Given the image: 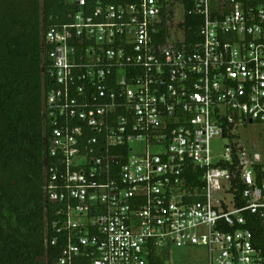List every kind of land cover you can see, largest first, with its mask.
Here are the masks:
<instances>
[{
	"label": "built area",
	"instance_id": "built-area-1",
	"mask_svg": "<svg viewBox=\"0 0 264 264\" xmlns=\"http://www.w3.org/2000/svg\"><path fill=\"white\" fill-rule=\"evenodd\" d=\"M67 1L45 33L57 264H149L172 245L206 248L187 264H264L248 227L264 225V159L238 134L264 123V0Z\"/></svg>",
	"mask_w": 264,
	"mask_h": 264
},
{
	"label": "trees",
	"instance_id": "trees-1",
	"mask_svg": "<svg viewBox=\"0 0 264 264\" xmlns=\"http://www.w3.org/2000/svg\"><path fill=\"white\" fill-rule=\"evenodd\" d=\"M67 0H0V264H57L56 207L44 193L48 136L44 100L51 58L46 31L70 21ZM188 31H196L188 18ZM192 25V26H191ZM264 254V225L248 215ZM152 256L149 264H160Z\"/></svg>",
	"mask_w": 264,
	"mask_h": 264
},
{
	"label": "rangeland",
	"instance_id": "rangeland-1",
	"mask_svg": "<svg viewBox=\"0 0 264 264\" xmlns=\"http://www.w3.org/2000/svg\"><path fill=\"white\" fill-rule=\"evenodd\" d=\"M176 11L175 19L171 20L169 26V34L174 40H178V32L174 31L176 22L182 21L184 18L183 8L179 5L174 7ZM238 134L241 143L248 149L256 151L263 156L264 159V123H253L248 126L240 127ZM228 141L218 138L212 141V151L214 155H220L224 152ZM207 250L204 247L189 245L180 247L172 245L168 250H159L160 264H187V263H202L206 260Z\"/></svg>",
	"mask_w": 264,
	"mask_h": 264
}]
</instances>
